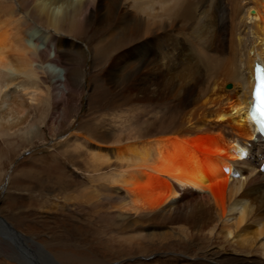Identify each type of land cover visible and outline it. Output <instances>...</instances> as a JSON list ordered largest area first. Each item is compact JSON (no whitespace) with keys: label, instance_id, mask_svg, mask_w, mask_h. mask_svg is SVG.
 <instances>
[{"label":"bare ground","instance_id":"6f19581e","mask_svg":"<svg viewBox=\"0 0 264 264\" xmlns=\"http://www.w3.org/2000/svg\"><path fill=\"white\" fill-rule=\"evenodd\" d=\"M94 20L109 36L95 56L118 53L129 81L141 73L133 43L147 38L140 46L151 48L148 86L138 88L180 115L166 134L117 140L110 149L86 135L73 142L95 172L114 167L98 181L122 230L156 233L167 224L155 245L169 252L134 264H264V146L247 114L252 64L264 66V0H0L2 144L23 140L25 149L43 140L47 75L63 90L80 80L76 68L54 72L57 36H70L72 48Z\"/></svg>","mask_w":264,"mask_h":264},{"label":"rangeland","instance_id":"374dc122","mask_svg":"<svg viewBox=\"0 0 264 264\" xmlns=\"http://www.w3.org/2000/svg\"><path fill=\"white\" fill-rule=\"evenodd\" d=\"M92 23L81 39H73L72 48L67 43L70 36H57L62 41L61 67L54 72L61 77L62 68L71 69V74L76 68L80 80L63 90L54 87L53 76L47 75L51 102L44 110L43 140H34L25 149L28 143L23 140L9 145L0 142V264H134L137 256L169 252L155 245L168 233L167 224L156 233L121 229L107 210L110 197L98 181L114 167L95 172L85 151L73 148L75 138L85 135L90 144L110 149L117 140L166 134L180 116L172 105L155 107L149 90L138 88L148 86L151 48L140 46L147 38L133 43L140 53L133 63L141 73L136 82L129 81L130 67L118 59V53H111L106 61L95 56L97 48L108 44L109 36L108 27L96 32L98 26L95 20ZM129 45L122 48L123 53ZM131 83L137 84L133 93ZM52 122L58 136L50 132ZM83 145L89 148L87 142ZM175 249L181 252V247Z\"/></svg>","mask_w":264,"mask_h":264},{"label":"water","instance_id":"95a60500","mask_svg":"<svg viewBox=\"0 0 264 264\" xmlns=\"http://www.w3.org/2000/svg\"><path fill=\"white\" fill-rule=\"evenodd\" d=\"M31 151L24 152L25 154L30 153Z\"/></svg>","mask_w":264,"mask_h":264}]
</instances>
